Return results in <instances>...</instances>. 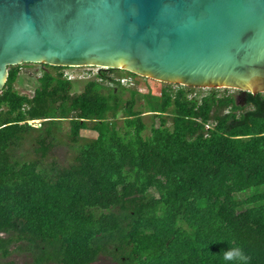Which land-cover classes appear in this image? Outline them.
<instances>
[{
    "label": "trees",
    "instance_id": "1",
    "mask_svg": "<svg viewBox=\"0 0 264 264\" xmlns=\"http://www.w3.org/2000/svg\"><path fill=\"white\" fill-rule=\"evenodd\" d=\"M41 67L32 96L15 89L22 67L0 94V264H226L229 242L264 264V95L141 93L123 70L71 81ZM67 120L76 157L46 164ZM87 129L97 137L82 143ZM32 134L37 157H16Z\"/></svg>",
    "mask_w": 264,
    "mask_h": 264
},
{
    "label": "water",
    "instance_id": "2",
    "mask_svg": "<svg viewBox=\"0 0 264 264\" xmlns=\"http://www.w3.org/2000/svg\"><path fill=\"white\" fill-rule=\"evenodd\" d=\"M25 65L123 70L257 97L264 0H0V94L10 69Z\"/></svg>",
    "mask_w": 264,
    "mask_h": 264
},
{
    "label": "rangeland",
    "instance_id": "3",
    "mask_svg": "<svg viewBox=\"0 0 264 264\" xmlns=\"http://www.w3.org/2000/svg\"><path fill=\"white\" fill-rule=\"evenodd\" d=\"M21 72L18 77L17 83L15 85V89L18 93L26 95V96H32L35 91L39 88V78L42 75V67L40 65H27V66H21ZM93 71H97V69H94ZM66 72L78 76L79 74L86 73V69H67ZM140 83L137 85L138 88L144 89V83L148 82L152 86L154 90H157L161 87H164L163 83L139 77L138 79ZM85 85V82H76L75 83V93H78L83 90ZM218 93H224V90L228 89H218ZM221 90V91H220ZM207 90H201L202 94L207 93ZM146 93V91L141 92ZM229 93L235 97H239L241 95V92L238 90H229ZM145 121L150 125L151 119L149 117L145 118ZM40 122V121H38ZM159 120L157 119L155 121V125L158 126ZM32 126L38 128L39 124L33 123ZM70 123L67 120L61 125V130L59 132L60 142L56 145L51 155H49L45 159L46 164H54L58 163L62 167H68L72 164L76 157V146L73 145L69 138V132H70ZM149 132L145 133V136H148ZM37 135L32 134L31 136L27 137L26 140L21 144L20 148L15 152V156L18 158H23V160L29 161L37 157L35 153V145L34 140L36 139ZM97 137V134L93 132L91 129L83 130L82 132V139L81 142H86L88 140L94 139ZM250 195V192L240 194L239 198L244 199L247 198ZM30 259L29 256H27L24 253H15L9 260H13L17 262L18 264H25ZM94 264H116L111 258L108 257H101L100 260Z\"/></svg>",
    "mask_w": 264,
    "mask_h": 264
},
{
    "label": "built area",
    "instance_id": "4",
    "mask_svg": "<svg viewBox=\"0 0 264 264\" xmlns=\"http://www.w3.org/2000/svg\"><path fill=\"white\" fill-rule=\"evenodd\" d=\"M82 68L86 69V73L79 74L78 76H74L66 72L67 69H82ZM94 69H97V71H93ZM103 70H108V69H103L100 67H79V68L78 67H67L65 68L64 73H65V77L71 81H76V80L83 81V80L95 79V80L102 82V79L99 78V74ZM117 81L127 88H137L140 92L146 91L145 88L144 89L138 88L135 79L130 75L128 76L124 75L123 77H119L117 78ZM29 122H34L36 124H39L40 126V122L38 121H29Z\"/></svg>",
    "mask_w": 264,
    "mask_h": 264
},
{
    "label": "clouds",
    "instance_id": "5",
    "mask_svg": "<svg viewBox=\"0 0 264 264\" xmlns=\"http://www.w3.org/2000/svg\"><path fill=\"white\" fill-rule=\"evenodd\" d=\"M229 248L222 250L221 256L226 264H249L251 257L245 252L241 246H233L232 242H229Z\"/></svg>",
    "mask_w": 264,
    "mask_h": 264
},
{
    "label": "flooded vegetation",
    "instance_id": "6",
    "mask_svg": "<svg viewBox=\"0 0 264 264\" xmlns=\"http://www.w3.org/2000/svg\"><path fill=\"white\" fill-rule=\"evenodd\" d=\"M241 93H242V92H241ZM245 94H246V93H242V95L238 97L239 102H243L244 97H245ZM244 101H245V100H244Z\"/></svg>",
    "mask_w": 264,
    "mask_h": 264
}]
</instances>
